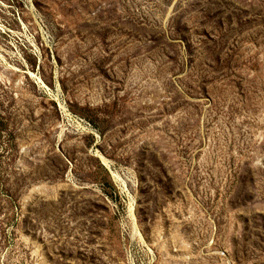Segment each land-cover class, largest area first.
Listing matches in <instances>:
<instances>
[{"label":"rangeland","instance_id":"1","mask_svg":"<svg viewBox=\"0 0 264 264\" xmlns=\"http://www.w3.org/2000/svg\"><path fill=\"white\" fill-rule=\"evenodd\" d=\"M0 264H264V0H0Z\"/></svg>","mask_w":264,"mask_h":264},{"label":"bare ground","instance_id":"2","mask_svg":"<svg viewBox=\"0 0 264 264\" xmlns=\"http://www.w3.org/2000/svg\"><path fill=\"white\" fill-rule=\"evenodd\" d=\"M73 116V115H72ZM101 160H102V162L105 164V165H107V166H109L108 165V162L103 158V157H101ZM112 175H113V177L117 180L118 178H117V176L115 175V174H113L112 173ZM121 182H122V180H121ZM125 186V185H124Z\"/></svg>","mask_w":264,"mask_h":264}]
</instances>
